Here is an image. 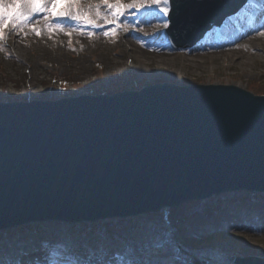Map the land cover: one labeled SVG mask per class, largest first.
<instances>
[{"label": "water", "instance_id": "obj_1", "mask_svg": "<svg viewBox=\"0 0 264 264\" xmlns=\"http://www.w3.org/2000/svg\"><path fill=\"white\" fill-rule=\"evenodd\" d=\"M248 1L175 0L165 34L193 48ZM239 192L264 194V95L238 85L0 102V231L169 213Z\"/></svg>", "mask_w": 264, "mask_h": 264}, {"label": "rangeland", "instance_id": "obj_2", "mask_svg": "<svg viewBox=\"0 0 264 264\" xmlns=\"http://www.w3.org/2000/svg\"><path fill=\"white\" fill-rule=\"evenodd\" d=\"M62 1L59 0L52 11V0H43L49 6L48 11L35 14L23 27L8 23L0 29L3 35L0 39V97L31 101L98 95L95 89L108 93L107 88L120 82L133 83V88L127 90L162 82L233 84L252 92L253 88L264 85V36L260 42L256 39L249 44H239L223 54L213 52L217 51L220 41L232 42L240 32L247 34L251 30L264 29V14L253 5L235 19L236 24H232L234 20L230 22L238 25L237 30L218 36L213 32L214 28L197 46L176 50L157 16L150 14L151 9L125 8L124 15L114 19L112 10L107 8V4L127 6L141 0H72L74 6L71 10L81 17L79 20L60 16L69 3L62 4ZM5 2L11 3L12 0ZM50 11L51 15L48 14ZM128 15L130 19L123 21ZM251 17L258 18L254 21V29L250 28ZM56 24L62 28H56ZM105 31L110 34L104 35ZM159 49L166 53L157 54ZM176 209L172 208L170 213ZM263 211H257L255 217L252 213L246 216L250 221L248 224L220 222L213 234L217 240L208 246L200 245L196 257L208 261V264H232L228 257L233 255L264 257ZM240 216L243 213L240 212ZM206 232L197 230L194 237L205 238L209 236ZM11 236L24 238L20 233ZM26 236L11 245L0 244V264H43L44 258L49 260L50 254L41 248L44 246L38 245L37 236ZM131 240V249L136 255L148 247L149 240L136 235H131ZM126 249L128 246L124 245L101 247L99 240L89 239L87 243H75L64 251L73 257L70 264H120L117 250ZM43 251L46 257L41 255ZM65 257L68 256L60 258ZM189 259L185 261L192 264ZM165 264L174 263L166 261Z\"/></svg>", "mask_w": 264, "mask_h": 264}, {"label": "trees", "instance_id": "obj_3", "mask_svg": "<svg viewBox=\"0 0 264 264\" xmlns=\"http://www.w3.org/2000/svg\"><path fill=\"white\" fill-rule=\"evenodd\" d=\"M133 88V83L120 82L107 88L108 93H117ZM106 90V89H105ZM257 94H264V85L253 88ZM95 94L104 91L98 88ZM106 92V91H105ZM3 94V93H1ZM19 101L16 97H0V102ZM264 208V194L229 193L206 201L185 204L173 210L166 219L164 213L134 217L128 219H112L97 223H82L71 225L63 222L33 223L14 230L0 232V244H13L14 241L25 239L29 234H35L40 242H53L51 250L58 255H64L62 248H72L75 243H87L89 239L99 240V246H128L120 252V264H189V257L183 255L178 248H182L194 255L202 247L214 243L215 229L220 222L231 223L240 221L248 224L246 216ZM240 212L243 216H240ZM178 228V232L176 230ZM205 231L209 236L198 239L196 231ZM176 232L178 242L176 239ZM23 234V237L13 238L11 235ZM131 235L149 240L148 247L140 254L133 253ZM22 236V235H21ZM216 239V240H214Z\"/></svg>", "mask_w": 264, "mask_h": 264}, {"label": "snow or ice", "instance_id": "obj_4", "mask_svg": "<svg viewBox=\"0 0 264 264\" xmlns=\"http://www.w3.org/2000/svg\"><path fill=\"white\" fill-rule=\"evenodd\" d=\"M59 0H52L50 8L52 11L58 6ZM175 0H141V2L132 3L127 6L122 4H107V8L112 10L111 14L114 19H119L124 15V9H135L140 11L141 9H151L152 15H156L160 24L164 29H168L170 26V10ZM73 3L69 0L67 9L60 13V16H67L73 20H79L81 17L78 14L72 12ZM49 6L43 2V0H12L11 3H6L5 0H0V29L8 23L13 24L16 27H23L31 18L42 11H48ZM49 15L52 14L50 11ZM97 14H99V6H97ZM47 17H45L46 19ZM51 27V25H50ZM56 28H62V25L56 24ZM39 35V32H36ZM91 35V33H89ZM104 35H109V31H105ZM264 35V32L260 33ZM0 39H3L2 33H0Z\"/></svg>", "mask_w": 264, "mask_h": 264}, {"label": "bare ground", "instance_id": "obj_5", "mask_svg": "<svg viewBox=\"0 0 264 264\" xmlns=\"http://www.w3.org/2000/svg\"><path fill=\"white\" fill-rule=\"evenodd\" d=\"M68 1L69 0H63L62 1V4L67 3ZM80 1L81 2H90L91 0H80ZM252 5H253V7H257L258 8L259 13L264 14V12H263L264 11V0H249V2L246 5V7L240 13H238V14L230 17V18H228L222 26L217 27L213 32H216L218 36H223L224 33H226L229 30H237L238 29V25L237 26L236 25H231L230 22L232 20H234L233 23H232V24H234L235 23V19L237 17H240V15L242 14V12L247 7L252 6ZM256 15H258L257 11H256ZM251 18L252 19L250 21L251 22L250 23V25H251L250 28L251 29H254V21H256L258 18H256V17H251ZM48 19H52V18L51 17H48ZM126 19L127 20L130 19V16L129 15L126 16V17L124 16L123 21H125ZM243 24L245 25V23H243ZM122 26H124V23H122ZM261 32H264V29L263 28L262 29H259V30H255L254 32L252 30L251 31H248L247 34H243L242 32H240L238 34L236 40H234L232 42H223V43H222V41L218 42L219 46L216 47L217 51H213V52H221L223 54L225 51H227V49L228 50H232L233 47L238 46L239 44L240 45L241 44H249L250 42H253V41L255 42L256 39H259V42H260L261 37L264 36V35H261L260 34ZM156 52H157V54H165L166 53V51L164 49H161V50L159 49ZM190 203H193V202H190ZM186 204H189V203H186Z\"/></svg>", "mask_w": 264, "mask_h": 264}]
</instances>
